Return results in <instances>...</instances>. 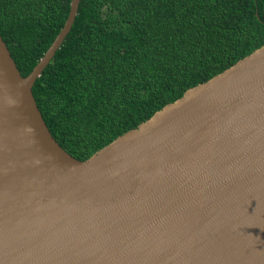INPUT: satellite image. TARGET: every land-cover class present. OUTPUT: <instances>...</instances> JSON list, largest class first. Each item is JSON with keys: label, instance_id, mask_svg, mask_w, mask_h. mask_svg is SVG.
<instances>
[{"label": "water", "instance_id": "water-1", "mask_svg": "<svg viewBox=\"0 0 264 264\" xmlns=\"http://www.w3.org/2000/svg\"><path fill=\"white\" fill-rule=\"evenodd\" d=\"M0 33V264H264V44L87 159ZM258 15V12H257Z\"/></svg>", "mask_w": 264, "mask_h": 264}, {"label": "trees", "instance_id": "trees-1", "mask_svg": "<svg viewBox=\"0 0 264 264\" xmlns=\"http://www.w3.org/2000/svg\"><path fill=\"white\" fill-rule=\"evenodd\" d=\"M70 8L71 0H0V33L23 76ZM263 44L264 0H81L33 92L54 137L87 159Z\"/></svg>", "mask_w": 264, "mask_h": 264}]
</instances>
